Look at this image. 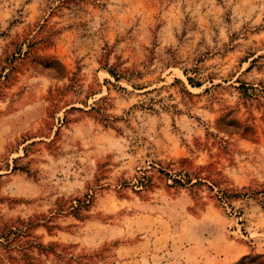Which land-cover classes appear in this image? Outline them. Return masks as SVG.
Masks as SVG:
<instances>
[{
	"label": "rangeland",
	"instance_id": "rangeland-1",
	"mask_svg": "<svg viewBox=\"0 0 264 264\" xmlns=\"http://www.w3.org/2000/svg\"><path fill=\"white\" fill-rule=\"evenodd\" d=\"M0 264H264V0H0Z\"/></svg>",
	"mask_w": 264,
	"mask_h": 264
},
{
	"label": "trees",
	"instance_id": "trees-1",
	"mask_svg": "<svg viewBox=\"0 0 264 264\" xmlns=\"http://www.w3.org/2000/svg\"><path fill=\"white\" fill-rule=\"evenodd\" d=\"M112 76H116L115 75V73H114V71H108ZM187 80H188V82H192V80H191V78H189V77H187ZM174 182H180V180H178V179H175V178H173L172 179ZM187 182H190V180H187Z\"/></svg>",
	"mask_w": 264,
	"mask_h": 264
}]
</instances>
